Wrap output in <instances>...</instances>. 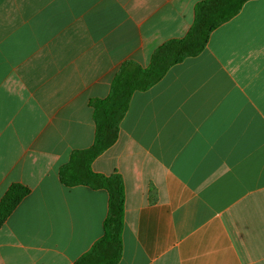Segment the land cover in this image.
Instances as JSON below:
<instances>
[{
	"label": "crops",
	"instance_id": "obj_1",
	"mask_svg": "<svg viewBox=\"0 0 264 264\" xmlns=\"http://www.w3.org/2000/svg\"><path fill=\"white\" fill-rule=\"evenodd\" d=\"M204 0H0V264H73L104 236L109 194L66 187L93 146L91 102L126 61L149 67ZM122 177L119 264H264V0L199 56L132 96L116 143L91 165Z\"/></svg>",
	"mask_w": 264,
	"mask_h": 264
},
{
	"label": "trees",
	"instance_id": "obj_2",
	"mask_svg": "<svg viewBox=\"0 0 264 264\" xmlns=\"http://www.w3.org/2000/svg\"><path fill=\"white\" fill-rule=\"evenodd\" d=\"M251 0H204L195 7L194 23L183 38L171 39L158 47L149 67L126 61L116 73L107 98L91 102L96 125L95 141L91 148L76 151L60 171L66 187L87 186L106 190L109 212L104 223V236L89 252L73 264H119L123 254L125 187L120 175L104 176L92 171V163L117 141L120 124L132 96L158 84L168 71L188 58L199 56L207 48L212 33L238 15ZM29 188L14 184L0 202V225L29 195Z\"/></svg>",
	"mask_w": 264,
	"mask_h": 264
}]
</instances>
